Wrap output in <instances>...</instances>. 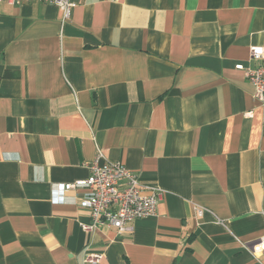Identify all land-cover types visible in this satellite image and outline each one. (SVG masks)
<instances>
[{"label": "crops", "instance_id": "0c3cea01", "mask_svg": "<svg viewBox=\"0 0 264 264\" xmlns=\"http://www.w3.org/2000/svg\"><path fill=\"white\" fill-rule=\"evenodd\" d=\"M71 1H0V264H264V0ZM97 149L161 190L123 231L52 201Z\"/></svg>", "mask_w": 264, "mask_h": 264}, {"label": "built area", "instance_id": "2783aa9c", "mask_svg": "<svg viewBox=\"0 0 264 264\" xmlns=\"http://www.w3.org/2000/svg\"><path fill=\"white\" fill-rule=\"evenodd\" d=\"M8 4L22 2H43L55 5L61 11V19L67 20L74 2L71 0H0ZM249 60L257 62L255 66H244L236 63L234 68L243 70L247 80L253 85L252 96L264 106V46L252 45L249 48ZM103 152L97 149L93 161L89 164L90 175L85 179L71 183L52 184V201L62 202L67 199L64 194L75 189H84L77 198L79 206L87 209L92 218V223L82 225L87 230H93L97 225L115 227L119 231L125 230L127 224L135 219L150 216L154 213L157 201L160 198L159 190L155 187L151 191L147 185L143 186L136 173L127 168L122 162H106L99 164ZM142 189H147V193ZM201 216L202 208L196 210ZM129 228V227H128ZM257 249H264V237L255 244ZM254 248V246H253ZM100 254H88L85 260L95 263Z\"/></svg>", "mask_w": 264, "mask_h": 264}, {"label": "rangeland", "instance_id": "374dc122", "mask_svg": "<svg viewBox=\"0 0 264 264\" xmlns=\"http://www.w3.org/2000/svg\"><path fill=\"white\" fill-rule=\"evenodd\" d=\"M141 182V181H140ZM142 184V183H141ZM143 185V184H142ZM143 186H145V185H143ZM153 187H155V188H157L158 190H159V194H161V190L157 187V186H155V185H150V184H147V188L149 189V191H151L150 190V188L152 189ZM142 191L143 192H145V193H147V189H142ZM158 202V201H157Z\"/></svg>", "mask_w": 264, "mask_h": 264}]
</instances>
